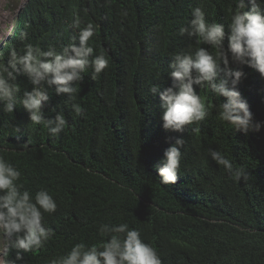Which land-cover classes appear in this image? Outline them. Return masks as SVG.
<instances>
[{"label":"trees","instance_id":"1","mask_svg":"<svg viewBox=\"0 0 264 264\" xmlns=\"http://www.w3.org/2000/svg\"><path fill=\"white\" fill-rule=\"evenodd\" d=\"M196 6L209 22L225 25L234 8L233 0H24L17 7L12 32L0 46L5 62L10 48L23 49L24 31L29 37L24 43L45 50L67 45L79 31L71 27L74 18L81 28L97 26L89 44L109 58L96 80L89 69L76 85L75 102L85 109L84 117L75 116L66 95L49 89L45 117L62 111L68 121L55 138L42 125H31L22 106L7 114L0 105V155L21 171L23 189H47L58 205L55 214H45L55 235L25 254L26 264H48L75 243L98 242L100 223L138 229L162 264H264V126L236 132L213 111L184 133L166 132L159 94L149 91L153 85L160 91L170 87L171 56L197 47L195 38L178 35ZM240 67L246 78L238 90L254 120L264 122V78ZM17 83L20 96L31 90L27 77L18 76ZM194 88L206 102H219ZM177 137L186 140L178 179L163 185L155 165ZM210 147L243 166L247 183L229 178L208 157ZM15 255L12 250L5 257L2 249L4 259Z\"/></svg>","mask_w":264,"mask_h":264},{"label":"clouds","instance_id":"2","mask_svg":"<svg viewBox=\"0 0 264 264\" xmlns=\"http://www.w3.org/2000/svg\"><path fill=\"white\" fill-rule=\"evenodd\" d=\"M233 4L227 25L209 22L204 9L196 6L191 10L187 25L179 28L178 35L195 38L197 47L171 56L170 87L160 91L153 85L149 90L153 97L159 94L160 119L166 132L184 133L186 127L199 125L213 111L220 122L236 132H258L264 126V122L254 120L238 90L239 83L246 78L240 66H247L264 78V0H247L248 10H245V0H233ZM80 25L78 18L72 20L71 27L78 29V34L70 37V42L60 49L49 45L45 50L24 43L29 38L24 31L19 37L23 43L20 52L15 47L10 48L6 62L0 53L2 111L12 114L18 105L22 106L30 124L42 125L51 138L59 136L68 121L62 111L52 119L45 117L43 109L50 100L49 89L54 86L56 95H66L65 101L75 116L84 117L85 109L75 102L76 85L89 69L94 81L109 66L106 52L96 53L89 44L97 26L88 23L81 28ZM21 75L27 77L32 86L31 90L25 89L22 96L17 83ZM194 86L211 92L219 102H206ZM221 97L225 99L222 101ZM193 131H198V127ZM185 145L186 140L177 137L164 150L163 158L155 165L161 184L176 183ZM207 155L222 166L229 178L247 183L250 175L243 166L234 165L222 152L211 147ZM21 177V171L0 155V240L5 257L9 251L16 252L14 259L0 258V264H26L25 254L43 248L55 235L53 228L46 226L45 214L56 213V199L47 189L35 193L23 189L19 183ZM97 231L101 237L98 242L75 243L63 254L51 258L48 264H162L157 250L142 239L138 229L130 228L127 223H100Z\"/></svg>","mask_w":264,"mask_h":264},{"label":"rangeland","instance_id":"3","mask_svg":"<svg viewBox=\"0 0 264 264\" xmlns=\"http://www.w3.org/2000/svg\"><path fill=\"white\" fill-rule=\"evenodd\" d=\"M24 0H0V46L12 32V24L15 21L16 9ZM3 242L0 240V258Z\"/></svg>","mask_w":264,"mask_h":264}]
</instances>
